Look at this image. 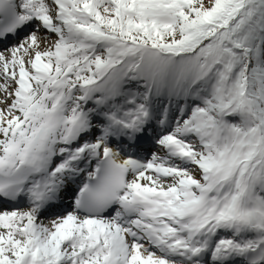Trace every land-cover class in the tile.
I'll use <instances>...</instances> for the list:
<instances>
[{
	"label": "snow or ice",
	"instance_id": "6c2138e0",
	"mask_svg": "<svg viewBox=\"0 0 264 264\" xmlns=\"http://www.w3.org/2000/svg\"><path fill=\"white\" fill-rule=\"evenodd\" d=\"M0 44V264H264V0H0Z\"/></svg>",
	"mask_w": 264,
	"mask_h": 264
},
{
	"label": "bare ground",
	"instance_id": "6f19581e",
	"mask_svg": "<svg viewBox=\"0 0 264 264\" xmlns=\"http://www.w3.org/2000/svg\"><path fill=\"white\" fill-rule=\"evenodd\" d=\"M40 35L41 36H43L44 35V33L43 32H41L40 33ZM14 41H12V43H13ZM1 47V46H0ZM3 47V46H2ZM0 107H3V105H0ZM23 202V203H22ZM20 204H26V201H24V200H21L20 202H19V204L18 205H20ZM6 205V206H5ZM10 206H13L12 204H5V202H3L2 204H0V211H3V210H1V209H3V207H10Z\"/></svg>",
	"mask_w": 264,
	"mask_h": 264
},
{
	"label": "rangeland",
	"instance_id": "374dc122",
	"mask_svg": "<svg viewBox=\"0 0 264 264\" xmlns=\"http://www.w3.org/2000/svg\"><path fill=\"white\" fill-rule=\"evenodd\" d=\"M54 38V37H53ZM4 107V106H3ZM148 151H151V152H157L158 151V149L157 148H155V147H151V148H149L148 149ZM161 155L163 154V153H160ZM26 205H24V206H22V208H24ZM21 208V207H20ZM21 208V209H22ZM1 210H3V209H1ZM5 210H8V209H5Z\"/></svg>",
	"mask_w": 264,
	"mask_h": 264
}]
</instances>
